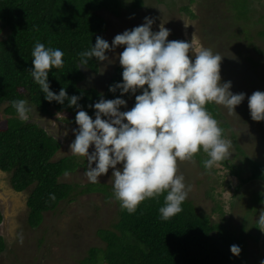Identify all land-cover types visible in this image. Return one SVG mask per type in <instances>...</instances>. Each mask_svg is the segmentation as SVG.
Here are the masks:
<instances>
[{"label": "trees", "instance_id": "16d2710c", "mask_svg": "<svg viewBox=\"0 0 264 264\" xmlns=\"http://www.w3.org/2000/svg\"><path fill=\"white\" fill-rule=\"evenodd\" d=\"M136 1L134 6L141 8L147 0ZM124 3V0H0V167L11 173L16 190L32 187L28 207L34 226L43 220L45 212L55 211L62 201L72 198L76 192V186L61 182V177L77 167L87 168L86 161L82 160L73 161L69 157L53 160L62 148L61 140L32 121L31 113L30 120L22 122L12 107V101L25 99L44 115L55 117L60 113L75 119V106L69 107L68 100L63 105L48 102L31 77L34 45L39 41L46 48H59L64 52L63 67L49 72L50 89L58 94L65 88L69 97H81L80 108L95 118V109L90 105L101 97L115 99L120 96L119 89L111 92L109 86L122 82L123 68L116 69L105 90L87 88L81 84L86 78L82 66L97 73L100 61L93 58L87 66H81L79 54L90 50L97 36L108 41L104 36L108 32V20L100 11L105 9L120 14ZM5 31L7 34L3 37ZM139 94L138 91L121 98L132 99L133 107L135 95ZM206 107L216 118L219 113L216 105ZM195 157L201 162L208 158L202 151ZM230 161L220 163L238 175L243 168L238 166L237 170ZM258 163L251 161L250 175L240 179L238 189L248 181L264 180V166ZM77 192L99 193L109 199L113 197V184L88 183ZM50 194L55 195V200L50 199ZM117 204L119 220L115 228L99 230L107 246L91 248L90 255L81 264H248L245 239L237 238L224 224L213 222L209 215L200 213L192 200L186 199L182 204L183 211L168 221L161 220L159 213L164 205V195L146 199L133 214L122 211L119 202ZM4 221L0 211V226ZM6 240L0 232V255L8 250ZM231 245L241 248L239 256L231 253Z\"/></svg>", "mask_w": 264, "mask_h": 264}, {"label": "rangeland", "instance_id": "374dc122", "mask_svg": "<svg viewBox=\"0 0 264 264\" xmlns=\"http://www.w3.org/2000/svg\"><path fill=\"white\" fill-rule=\"evenodd\" d=\"M208 1L147 0L143 9L134 10L132 8L139 6H134L137 1L124 0L125 9L122 8L117 16L112 14L118 13L115 11H100L108 20V32L104 36L111 44L117 34L143 24L144 18L149 17L153 19L152 27L156 31L161 25L170 30L168 40L192 42L190 57L194 58L201 48L211 49L222 56L221 83L230 81L233 94L245 93V99L236 106V114L232 115L226 108L216 105L219 113L215 119L224 130V138L232 143L230 162L237 170L238 166L243 169L234 175L228 167L219 163L211 171H206L200 159L194 156L190 162H178L177 174L185 177V183L191 189L187 199L195 203L198 211L209 215L213 222L224 224L237 238L245 239L248 264H260L264 256V231L258 228L257 219L264 211V180L258 178L239 189L238 186L241 185V178L250 175L251 161L264 166V121L252 120L248 108V97L257 90L264 92V0ZM181 7L186 13L181 12ZM6 34L7 31L3 37ZM123 50V46H118L113 52H107L109 75L106 70L94 73L87 69L96 75L92 80H102L103 75H107L105 84H97L99 91L109 86L114 67L121 66L119 53ZM82 86L87 87L86 84ZM28 104L33 110L31 120L52 135H59L63 145L53 160L69 157L73 161L85 162V157H75L70 152V144L75 139L72 129L78 128L73 116L60 113L55 117L44 115L36 105ZM132 105L133 100L128 99L127 108L122 107L121 110H130ZM79 110L83 109L77 108L76 112ZM56 129L67 130L70 141L67 142L65 135L57 134ZM85 170L84 166H80L61 177V182L76 186L73 199L62 201L55 211L45 212L43 220L36 226L31 224L33 217L29 207L25 206L23 210L21 207L10 209L0 206V211H6L7 217L6 224L0 226V232L11 243L8 250L0 255L2 264H81L90 255L91 248L107 246L99 230L115 228L119 220V206L113 197L106 199L99 193L77 192L89 183ZM112 171L109 169L99 178L100 181L113 184ZM2 176L5 192L11 191L10 173ZM31 189L21 194V202L23 196L28 201Z\"/></svg>", "mask_w": 264, "mask_h": 264}, {"label": "clouds", "instance_id": "9594fccd", "mask_svg": "<svg viewBox=\"0 0 264 264\" xmlns=\"http://www.w3.org/2000/svg\"><path fill=\"white\" fill-rule=\"evenodd\" d=\"M144 6L132 9L141 10ZM181 12L186 13L182 7ZM144 20L117 34L111 44L97 36L95 45L79 54V64L87 66L93 58L103 62L109 60L106 52L118 46L124 48L119 53L122 82L109 86L111 92L119 89L120 96L101 97L90 105L95 109V118L84 110L76 112L78 128L72 129L75 139L70 152L86 158L84 175L91 184L100 182L102 175L113 170V197L122 211L133 214L146 199L164 195L159 213L161 220L168 221L183 211L182 204L191 190L183 174H177L178 162H190L202 151L208 157L202 161L203 167L211 171L232 155L231 141L224 138V130L206 106L219 105L229 115L236 114V106L245 99V93L233 94L230 81L221 83V55L201 48L192 58V42L170 41L169 29L161 25L159 31L152 30L153 19ZM32 57L34 67L30 74L44 98L61 105L68 100L69 107L80 108L81 97H69L65 88L58 94L50 89L49 72L63 67L64 52L37 41ZM138 91L141 94L135 95L134 106L122 111V106L127 108V101L121 97ZM12 107L22 122L30 120L33 110L27 100H14ZM248 108L252 120L264 121V92L257 90L248 97ZM50 199L55 200V195L50 194ZM257 223L264 231V211ZM230 251L239 256L242 250L231 245Z\"/></svg>", "mask_w": 264, "mask_h": 264}, {"label": "flooded vegetation", "instance_id": "af4514ba", "mask_svg": "<svg viewBox=\"0 0 264 264\" xmlns=\"http://www.w3.org/2000/svg\"><path fill=\"white\" fill-rule=\"evenodd\" d=\"M91 79H93V77L91 78ZM88 80V82L90 83V84H96L97 82H99L100 81V83L102 84V83H104V82H106V80H107V75L106 74H104L103 75V77H102V80H98V79H96V80ZM105 84V83H104ZM56 131V133L57 134H62V137L65 135L64 133L65 132H67V135H65V137L67 138V142H69L70 141V139L71 138H69V135H68V131L66 130H64V129H56L55 130ZM56 137H58L59 138V135L58 136H56ZM0 171H1V174H3V177L4 176H6V173H8V172H6V171H4L1 167H0ZM12 177H11V173H10V180H9V184H10V186H11V191H9L10 193L11 192H16V188L14 187V185H13V183H12V179H11ZM3 183H4V185H5V181H3L2 180V185H3ZM1 185V186H2ZM1 189H2V192L4 191L5 192V190H4V186L3 187H1ZM9 192H5L6 194H9ZM10 199L12 200V204H10V203H3V200L1 199V202H0V206L1 207H3V206H7V207H11L10 209H12V208H14V207H21L23 210L25 209V206H26V208L28 207V203H27V199L25 198V196H23L22 197V202L20 201V199L19 198H15V197H10ZM2 203V204H1ZM21 203V204H20ZM19 205H21V206H19ZM4 218H5V222H6V215H5V213H4ZM4 224H6V223H2V225H4ZM2 225H1V227H2ZM0 227V228H1ZM5 238L7 239L6 241H7V243H8V248L10 247V240L7 238V236H5ZM1 257V256H0ZM2 259H0V264H2Z\"/></svg>", "mask_w": 264, "mask_h": 264}, {"label": "crops", "instance_id": "0c3cea01", "mask_svg": "<svg viewBox=\"0 0 264 264\" xmlns=\"http://www.w3.org/2000/svg\"><path fill=\"white\" fill-rule=\"evenodd\" d=\"M207 2L209 3V1L207 0ZM146 3H147V1H146ZM183 14L185 13V12H182ZM110 19V18H109ZM111 20V19H110ZM113 52V51H112ZM106 55H107V52H106ZM108 56V55H107ZM109 57V56H108ZM101 64H102V66H101ZM106 65H110V59L109 60H106V61H103V62H100V69H99V71H104V70H106L107 71V74L109 75V73H108V70H107V68H106ZM118 67H114V69H113V73H112V75H111V77H113V75L115 74V71H116V69H117ZM89 70V69H88ZM87 69H86V78L81 82V84L82 85H87V87H89V88H97L98 89V83H100V81L99 82H97L96 83V85L93 83V84H90L89 82H88V80H90L92 77H95L96 75L94 74H91L90 73V71H88ZM95 73V72H94ZM99 73V72H98ZM110 77V78H111ZM96 78V77H95ZM92 80V79H91ZM99 80H101V79H99ZM109 80H111V79H109ZM84 87H86V86H84ZM99 90V89H98ZM1 176H2V174H1V171H0V202H1V199L3 200V203H10V204H12V200L10 199V197H15V198H21V196H17V195H13V194H6L4 191L2 192V189H1V185H2V179H1ZM3 177V176H2ZM9 186H10V184H9ZM10 188H11V186H10ZM2 204V203H1ZM7 208H11L10 206L9 207H7ZM6 208V209H7ZM4 211H5V209H4ZM4 213V212H3ZM5 215H6V211H5ZM7 219V218H6Z\"/></svg>", "mask_w": 264, "mask_h": 264}, {"label": "water", "instance_id": "95a60500", "mask_svg": "<svg viewBox=\"0 0 264 264\" xmlns=\"http://www.w3.org/2000/svg\"><path fill=\"white\" fill-rule=\"evenodd\" d=\"M22 193H25V191H17L14 194H16L17 196H21Z\"/></svg>", "mask_w": 264, "mask_h": 264}]
</instances>
